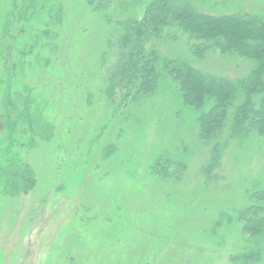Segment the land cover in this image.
Returning a JSON list of instances; mask_svg holds the SVG:
<instances>
[{"label": "rangeland", "instance_id": "obj_1", "mask_svg": "<svg viewBox=\"0 0 264 264\" xmlns=\"http://www.w3.org/2000/svg\"><path fill=\"white\" fill-rule=\"evenodd\" d=\"M104 1L97 12L89 0H0V264H264V239L241 219L264 208V137L225 133L214 159L163 66L235 81L254 63L152 41L155 92L110 95L114 23L140 22L156 0ZM189 1L264 20V0Z\"/></svg>", "mask_w": 264, "mask_h": 264}, {"label": "trees", "instance_id": "obj_2", "mask_svg": "<svg viewBox=\"0 0 264 264\" xmlns=\"http://www.w3.org/2000/svg\"><path fill=\"white\" fill-rule=\"evenodd\" d=\"M94 1L89 0V5L97 12L110 6L104 0H98L94 6ZM180 37L185 38L198 59L212 52L236 55L254 63L247 77L234 81L207 75L188 61L163 62L184 105L197 112L199 138L212 144L213 158H218L225 133L230 138L251 133L264 137V20L250 14L215 16L197 10L189 0H156L148 6L140 22L116 21L104 57L108 93L112 95L113 90L123 89L133 101L153 94L160 79L161 56L157 49L148 50L147 44L176 41ZM177 167L182 171L185 168L182 163ZM260 197L257 200L261 202L264 195ZM241 219L245 232L264 239L263 207L254 205L244 209ZM241 259L251 263L258 261V256L244 255Z\"/></svg>", "mask_w": 264, "mask_h": 264}]
</instances>
